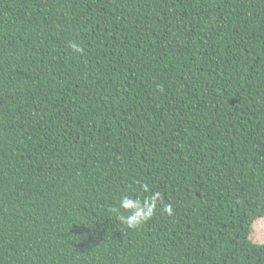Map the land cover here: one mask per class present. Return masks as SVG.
Listing matches in <instances>:
<instances>
[{
    "label": "trees",
    "instance_id": "trees-1",
    "mask_svg": "<svg viewBox=\"0 0 264 264\" xmlns=\"http://www.w3.org/2000/svg\"><path fill=\"white\" fill-rule=\"evenodd\" d=\"M262 217L264 0H0V264H264Z\"/></svg>",
    "mask_w": 264,
    "mask_h": 264
},
{
    "label": "clouds",
    "instance_id": "clouds-1",
    "mask_svg": "<svg viewBox=\"0 0 264 264\" xmlns=\"http://www.w3.org/2000/svg\"><path fill=\"white\" fill-rule=\"evenodd\" d=\"M71 47L75 52L79 53L83 51V49L76 43H72ZM158 199V193L151 197L150 200L145 199L143 203H141L140 200L133 201L128 197H123L120 201L119 207L120 209H124L130 214L124 215L123 213H119V209H114V211H117L119 213L118 219H120L122 223L126 224L130 228H135L152 217ZM164 211L171 215V205L165 206Z\"/></svg>",
    "mask_w": 264,
    "mask_h": 264
},
{
    "label": "rangeland",
    "instance_id": "rangeland-1",
    "mask_svg": "<svg viewBox=\"0 0 264 264\" xmlns=\"http://www.w3.org/2000/svg\"><path fill=\"white\" fill-rule=\"evenodd\" d=\"M251 238L257 243H264V217L254 223V231Z\"/></svg>",
    "mask_w": 264,
    "mask_h": 264
}]
</instances>
